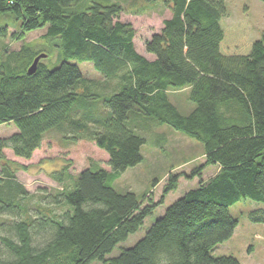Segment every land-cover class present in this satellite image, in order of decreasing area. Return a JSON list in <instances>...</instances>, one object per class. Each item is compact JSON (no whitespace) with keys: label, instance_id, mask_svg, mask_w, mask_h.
Listing matches in <instances>:
<instances>
[{"label":"trees","instance_id":"1","mask_svg":"<svg viewBox=\"0 0 264 264\" xmlns=\"http://www.w3.org/2000/svg\"><path fill=\"white\" fill-rule=\"evenodd\" d=\"M82 1L0 0V14L21 21L16 38L47 28L43 38L58 40L61 56L57 67L41 59L29 73L43 52L24 46L0 63V125L17 127L0 136V264H243L212 251L238 227L232 205L264 202V34L251 39L247 19L227 24L226 0H130L136 14L159 2L171 12L145 42L150 59L137 50L132 23L120 19L119 2L71 8ZM74 61L91 62L105 79L83 80ZM186 87L195 108L184 115L169 91ZM150 120L203 145L206 161L194 176L211 165L218 171L171 204L134 246L108 257L178 186L180 174L171 175L161 199L146 205L114 187L143 161L146 138L139 131ZM53 129L68 142L86 140L106 151L111 169L91 165L72 188L51 194L50 203L68 205L63 213L28 216L30 193L17 175L25 166L5 150L30 159ZM66 167L51 177L64 184ZM249 217L264 222V209Z\"/></svg>","mask_w":264,"mask_h":264},{"label":"rangeland","instance_id":"2","mask_svg":"<svg viewBox=\"0 0 264 264\" xmlns=\"http://www.w3.org/2000/svg\"><path fill=\"white\" fill-rule=\"evenodd\" d=\"M93 2H119L124 10L120 19L130 22L136 29L135 45L137 50L150 59L154 55L147 53L146 40L159 32L163 27L165 18L171 16L169 9L159 2L141 14L132 12L128 4L130 0H83L72 5L73 10H84ZM227 15L225 22L229 25L238 20L247 19L251 23V39H259L264 34V2L262 0H226ZM140 8L139 6L136 9ZM21 31V21L17 20L12 13L0 14V63L19 52L22 47L28 46L34 51H42L49 54L42 58L50 68L60 64V49L54 46L55 41L43 38L47 28L34 30L27 33L24 38L18 39L16 33ZM82 71L83 80L89 82L103 81L104 76L94 68L91 62H78ZM118 79L112 80L111 85L116 86ZM169 99L187 115L195 104L190 100V88L171 89ZM107 112L102 111V115ZM100 117L99 114H96ZM134 123L129 122L131 126ZM95 123H93L94 125ZM137 129L146 138L142 147L143 161L136 166L129 167L115 181L117 191L125 193L134 192L146 205L149 201H159L164 194V188L173 174H180L177 189L165 195L164 203L147 216L144 224L129 238L121 242L108 257L117 256L122 248L134 246L145 236L152 224L164 215L167 208L177 199L182 197L188 190L196 188L201 181H207L218 171L216 166H208L203 170L202 176H194L192 171L206 161L203 145L186 134L175 130L167 124H159L150 120ZM17 130L13 124L0 125V136H9ZM6 156L15 160L20 166L17 175L19 180L29 190V197L25 203L28 207V216H35L36 210L47 211L52 214L63 213L68 205H55L50 203V195H54L63 189L72 188L77 175L85 168L96 165L111 169L108 165V154L98 148L94 143L80 140L71 143L63 139V134L57 129L46 133L42 145L30 159L16 157L11 149L5 150ZM67 166V180L64 184L51 177L55 170H61ZM1 169V163H0ZM256 209H264V202L252 199H242L230 207L231 214L239 220L238 228L233 238L219 244L212 251L215 257L233 255L243 264H264V222H253L250 212ZM8 216H2L7 220ZM92 264H102L95 261Z\"/></svg>","mask_w":264,"mask_h":264},{"label":"water","instance_id":"3","mask_svg":"<svg viewBox=\"0 0 264 264\" xmlns=\"http://www.w3.org/2000/svg\"><path fill=\"white\" fill-rule=\"evenodd\" d=\"M45 57H47V54H46V53H41V54H39V55L35 58V60H34V62L32 63V65L29 67V69H28L29 73H34V72L36 71V69H37V66H38L39 61H40L42 58H45Z\"/></svg>","mask_w":264,"mask_h":264},{"label":"crops","instance_id":"4","mask_svg":"<svg viewBox=\"0 0 264 264\" xmlns=\"http://www.w3.org/2000/svg\"><path fill=\"white\" fill-rule=\"evenodd\" d=\"M253 39H254V38H253ZM237 228H238V227H237ZM237 228H236V230H237ZM236 230H235V233H236ZM235 233H234V235H235ZM234 235H233V236H234ZM232 238H233V237H232Z\"/></svg>","mask_w":264,"mask_h":264}]
</instances>
